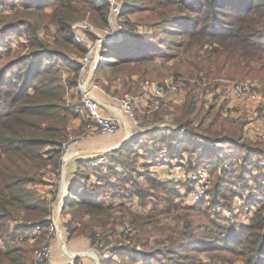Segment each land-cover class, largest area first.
Listing matches in <instances>:
<instances>
[{
  "label": "rangeland",
  "instance_id": "obj_1",
  "mask_svg": "<svg viewBox=\"0 0 264 264\" xmlns=\"http://www.w3.org/2000/svg\"><path fill=\"white\" fill-rule=\"evenodd\" d=\"M169 1L114 0V4L118 6V9L113 6L112 8L109 4L106 25H100L97 21L90 19L89 21H74L72 27L74 28L75 38L87 44L85 55L78 58L81 62V68L75 85H71L68 81L72 77L73 72L67 67L65 62L57 59L53 61L55 62L53 69L57 68L58 77L64 84V103L74 111V114L69 118L67 133L62 138V141L71 139V141L73 140L76 143L71 144L68 155L65 152L61 155L60 168L57 170L51 164H48V160L47 164L40 168L39 174L36 176L37 180L31 183L30 187L36 190L49 203V214L41 221L54 216L55 219L58 218L60 221L58 225L59 231H63V226L67 227L69 234L66 235V238L86 237L89 241L90 249H83L81 253L89 254L93 257L99 253L103 257V251L107 250L112 260L106 264L120 263L119 260L121 258L111 253L112 249L117 245L123 246L128 243L125 237L129 235L128 233H130L132 227L128 224L130 212L149 215L154 209H157L158 212L167 205L172 206V204H175L177 208H184L199 204L210 211V215L206 217L207 220L218 219L223 228L231 229L233 232L242 230L244 226L258 215L262 217L264 222V136L257 132L258 130L264 131V126L247 128L250 123L249 117H247V121L244 124V130L242 129V133L238 137L239 141H247L252 144L249 151L242 149L238 144L241 142L238 140L237 143L217 142L216 145L214 144L220 154L216 160L214 158V161L211 160L213 162L204 161L206 165L200 167L207 171L209 186L206 195L198 202H192L189 199L187 190L188 185H191L190 189L194 186V182L189 175L196 170H191L187 167L188 171L185 172L184 170L180 175L176 174L177 172L174 170L173 172L170 171L173 166L177 167L176 165H178L180 160L184 164L193 163L195 161L194 154L186 151L182 153L183 155L175 157V160H171L162 149L158 154L157 160H151L153 162L148 163L151 164L147 166L148 168L143 165L147 161V159L141 157L146 153L144 149L146 146H150L156 137L170 134L176 135L177 133L172 131L177 129L178 133L187 132L193 139H199L198 134L194 136L193 133H204V127L217 114L219 105L222 106V103L226 104L228 102L226 90L231 81L248 80L258 85L261 88L260 93L264 94V90L261 87L264 84V79L261 78L262 73L258 71L259 64L252 61L250 62L251 66L243 67L241 63L237 62V59L229 58L225 61L224 57L214 50L216 46L218 47V45L213 43L214 40H210V38L214 37L207 34L203 35L201 36L202 42L199 44L195 43L194 38L189 36L184 30H180V35L175 36V38L174 36L168 38L159 33L161 27H207L206 32H214L223 28L226 30L227 27H259L258 24H261L262 21V27H264V19H261L255 10L250 13L251 15H246L242 11V8L248 5L250 0H231V5L221 8V10L218 6L212 4V0H205L206 3L204 5L202 2L204 0H171V3ZM0 2L3 4V8L0 9V78L3 80L12 79L11 84L3 81L5 82L4 85L17 86L18 83L13 78L15 79L16 74L26 71L25 62L17 60V56H28L30 51L34 49L29 40V27H36V37L49 44V47H56L54 44L56 24L52 23V20L59 11L55 10L53 0H0ZM131 4H134L133 8H130ZM72 5L74 8H79L82 3L72 1ZM97 14H94V16L96 15L97 17ZM175 15L181 17L180 23L173 22L174 20L172 19ZM110 26L121 27V29L123 27H133L138 34L150 37L156 35L155 38L159 39L158 42L161 43V52L157 51L149 62L142 64L138 68H133V71L139 70L137 73L128 75V70L122 65H115L112 68L106 67V71H102L103 73L96 71L99 64L104 62L101 54L102 48L99 54L97 53V45L99 43L97 39L99 37L102 38L104 36L103 30ZM83 28L91 35L94 34L95 37H90L88 32L83 31ZM173 42H180L182 46L175 48L170 45L168 47V44ZM189 43L191 44L185 49L184 47ZM39 53L42 54L41 57L46 55L45 52ZM175 54L176 56L172 57ZM34 57L38 58L40 56L36 55ZM70 57L74 59L76 57L75 53H71ZM96 59H98L99 63L94 66ZM112 60L110 59L109 61ZM46 63H50V60L43 62V64ZM128 76H130V79ZM167 78L173 80L178 98L187 92V84L197 81L208 82L206 91H204L205 88L200 83L198 84L200 85V93L204 94L205 97L200 94L202 98L200 97L198 104L200 103L202 110L195 118L194 124L191 126L192 129H188L187 126H176V128L173 126L174 114L172 112L179 109L180 105L184 103L186 96L183 101L178 103L173 102L172 92H166L165 97L159 99L157 107L149 106L148 102L142 97L141 91L144 81L162 83ZM78 83L84 87L91 88L92 95L93 91L108 93L115 102L124 95L132 98L134 116L138 125H134L131 120L121 115L123 120L121 129L111 134L100 132L82 105V98L77 90ZM28 91L32 92V88H28ZM140 97L143 100H140ZM9 99L10 97L5 100L8 101ZM178 104L180 105L178 106ZM237 107L239 108L241 105ZM237 107L235 108L238 109ZM3 108L4 105L0 103V109ZM112 108L114 110L117 105L112 106ZM241 114H237L235 115L236 118L230 119L240 118L242 120ZM201 117H203L202 121H200ZM222 118L220 116V120ZM241 120H236L233 126L239 127ZM198 123H200L199 126H197ZM153 130L156 131L153 132ZM99 138L104 141H111V144L91 152L81 153L78 149L86 141L100 140ZM125 138L127 139L119 147L131 143L129 146L134 149V155L128 159L133 167L131 176L139 180L143 187L149 189L151 193L142 202L136 195L126 196L123 191H109L104 198H100V200H104L105 204L112 206L109 207L111 209L107 208L108 215L103 217L108 219L110 228L109 230H103L101 226L94 225L93 220L87 213L81 214L84 210L80 214L71 215L68 203L71 198L78 197V194L82 192V188L79 186L81 183H86L89 187L101 183V176L107 170L106 165L109 160V154L112 150L117 149H112L111 147L118 146ZM156 143L160 144V140L157 139ZM255 146L259 147L260 150L255 151L253 149ZM48 149V145L42 149L43 157L48 155ZM136 152L138 153L136 154ZM65 155L66 160H64ZM100 156H105L104 161L95 164L94 161ZM88 160L90 165L87 164ZM64 161L63 167L62 163ZM99 165L102 166V171H94L92 169V167ZM121 171L118 169V172ZM147 171H149L151 177H155V179L162 182L171 183L166 186V189L153 188L146 183ZM76 176H81L82 182L76 181L69 193V186ZM253 176H255L256 180L253 179ZM109 178L111 181H115L116 175L110 173ZM96 181H99V183ZM126 186H130V178L127 179ZM61 193L65 195L62 206L63 196L60 198ZM121 202L125 203L123 207H120ZM73 209L75 208L73 207ZM158 217L162 219L164 216L158 215ZM199 220L204 221L203 218ZM84 224L92 227L91 236L83 233L87 229V227H85V230L82 228ZM13 226L14 222L7 221L1 230H10ZM72 227L77 229L73 230L70 235ZM43 229H46V226H43L40 232ZM121 231L124 234L121 235ZM221 231L218 228L211 234L221 233ZM17 234L19 236L18 240H21V242L17 241L15 243L21 246L29 245L31 258L34 248L49 240L46 236L43 237L41 233L35 239H31L28 236L23 237L22 233L17 232ZM100 243H102L101 246ZM63 245L67 250V244ZM63 253L66 256L68 255V259L73 258V264H80L82 259H87L79 253L76 255L75 253L77 252L66 253L63 250ZM206 255V252L199 254L204 260L207 259ZM234 257L230 264H246L243 258ZM152 262L153 264H169L163 254L154 256ZM141 263L142 260H136L133 262L126 261L125 264Z\"/></svg>",
  "mask_w": 264,
  "mask_h": 264
},
{
  "label": "trees",
  "instance_id": "obj_2",
  "mask_svg": "<svg viewBox=\"0 0 264 264\" xmlns=\"http://www.w3.org/2000/svg\"><path fill=\"white\" fill-rule=\"evenodd\" d=\"M72 1L82 3V5L74 8ZM53 2L55 10L59 11L55 13L52 20V23L56 24L54 34L56 47H49V44L36 37L37 28L29 27V40L34 49L28 56H17V60L25 62L26 71L16 74L15 79L13 78L18 83L17 86L4 85L5 82L11 84L12 79L0 78V103L4 105V108L0 109V230L4 228L7 221L14 222L12 229L0 231V264H33L34 258L30 256V246L15 243L21 242L18 240L17 232L27 237V234L49 214L48 201L31 188L30 184L37 180L36 176L40 168L44 167L48 160V164H51L54 169L60 168L63 153L62 138L66 136L69 118L74 114L71 107L68 108L64 103V84L58 77L57 68L53 69L55 65L53 61L57 59L65 62L73 72L68 81L71 85H75L81 68L78 58L85 55L87 44L75 38L72 23L76 20L89 21L90 19L97 21L100 25L107 24L109 2L106 0H53ZM171 2L170 0L169 3ZM202 2L203 5L206 3L205 0ZM212 2L220 10L232 3L231 0H212ZM133 6L134 4H131L130 8ZM253 10L261 19H264V0H250V3L242 8L246 15L252 13ZM96 13H98L97 17L94 16ZM180 18L179 15H175L172 20L180 23ZM262 23L258 24L259 27H227L226 30L223 28L214 32H206L207 27H161L159 33L168 38L173 36L175 38L180 35V30H184L194 38L195 43L199 44L202 42L201 36L203 35L214 37L210 38L211 41L214 40V44L218 45L214 50L220 56L222 55L225 61L229 58L237 59L243 67H249L250 62L255 61L259 64L258 71L262 73L261 78L264 79V27ZM83 31L88 32L85 28ZM88 34L90 37L94 36L89 32ZM121 35L122 39L107 43L102 47L101 54L104 62L99 64L96 71L105 72L106 67L122 65L128 70V75L137 73L139 70L133 71V68L149 62L157 51L161 52V43L155 38L156 35L150 37L138 34L133 27H123ZM181 44L173 42L168 44V47L173 45L179 48ZM190 44L184 48L186 49ZM39 52H45L46 55L41 57L42 54ZM71 53H75L74 59L70 57ZM36 55L40 57H34ZM175 56L176 54L172 57ZM110 59L113 60L109 61ZM45 60H50V63L43 64ZM128 77L130 79V76ZM198 84V82L187 84L184 103L174 113L173 125L187 126L188 129H192L195 118L202 110L200 103L198 104L201 97ZM261 87L264 90V84ZM28 88H32V92L28 91ZM9 97L8 101L5 100ZM82 105L84 106L83 102ZM218 112L206 124L204 133H193L194 136L198 134L202 141L193 139L192 136H182L183 138L178 139V134L156 137L152 144L144 149L146 153L141 157L147 161L143 165L147 167L151 165L148 163L153 162L151 160H157L162 149L170 159L179 157L186 151L194 154L195 161L186 164L191 170L205 166L204 161H211L213 158L216 160L220 152L214 144L216 145L217 142L237 143L247 121L246 113L241 114V120L240 118L230 119L236 117L223 114L220 105ZM220 116L223 117L221 120ZM202 120L203 117L200 121ZM236 120H241L239 127L233 126ZM157 139L160 140V144L156 143ZM238 144L247 151L252 145L247 141ZM47 145L49 146L48 155L43 157L42 149ZM129 145L131 143L112 150L108 163L105 164L107 170L103 172L99 185L92 187L86 183L79 185L82 192L78 194V197L71 198L68 203L71 215L80 214L84 210L81 214L87 213L94 225L101 226L103 230H109L108 219L103 217L108 215L107 208L112 206L105 204L100 198H104L109 191H123L124 195H136L143 202L151 193L149 189L143 187L139 180L131 176L133 167L128 159L134 155V149ZM253 149L260 150L257 146ZM87 162L90 165L89 160ZM92 169L102 171V166L92 167ZM118 169L122 171L118 172ZM109 172L116 175L115 181H111ZM147 172L146 183L153 188L166 189V186L171 183L159 181L151 177L149 171ZM128 178H130L129 187L126 186ZM253 179L256 180L255 176ZM76 181L82 182L81 176L73 178L68 189L69 193ZM190 188L191 185H188L187 190L189 191ZM124 204L121 202L120 207ZM158 215L164 217L160 219ZM209 215L210 211L199 204L184 208H177L175 204L167 205L158 212L154 209L149 215L130 212L128 224L132 227L129 235L125 237L128 243L123 246L117 245L112 249L111 254L121 258L120 263L117 264L136 260H142L141 264H153L154 256L162 254L169 264H230L234 256L243 258L246 264H264V222L260 215L253 218L239 232L223 228L218 219L207 220L206 217ZM202 218L203 222L199 220ZM85 227L87 229L83 233L91 236L92 227L84 224L82 228L85 230ZM218 228L222 230L221 233L211 234ZM75 229L77 228L70 229V235ZM40 233L43 237L46 236V229ZM122 234L124 233L121 231ZM202 252H206L207 259L204 260L199 256ZM111 260L110 255L101 256V264L109 263Z\"/></svg>",
  "mask_w": 264,
  "mask_h": 264
},
{
  "label": "built area",
  "instance_id": "obj_3",
  "mask_svg": "<svg viewBox=\"0 0 264 264\" xmlns=\"http://www.w3.org/2000/svg\"><path fill=\"white\" fill-rule=\"evenodd\" d=\"M110 4V6L114 7L115 9H118V6L114 4V0H107ZM112 7V8H113ZM3 8V4L0 2V9ZM121 27H106L103 30L104 36L114 34L115 31H120ZM102 36V37H104ZM101 38L99 37L97 39V42H100ZM100 58V56H99ZM200 83L206 91V85L208 82L206 81H197ZM259 86L256 84L251 83L248 80H239V81H231L228 84L227 90H226V97H227V103H222V113L223 114H230L231 112L236 109L238 105H241V107H245L251 110V116H249V125H247V128H250L251 126L255 127H263L264 126V94L260 93V90L258 88ZM77 90L79 91L82 102L86 108V111L92 120L95 127L102 133L105 134H111L117 132L119 129H121L123 120L122 116L131 120L134 125H138L137 121L134 116V104L132 98L124 95L123 97H120L117 99V108L110 111V113L101 112L99 108V102L97 99L92 95L91 88L84 87L83 85H80L78 83ZM166 92H172V98L176 95V86L171 78L165 79L162 83L160 82H154V81H144L142 83V97L143 99L148 102L149 106L157 107L159 105V99L162 97H165ZM203 97H205L204 94H201ZM219 103V102H218ZM259 108V109H258ZM122 115V116H121ZM141 127V126H140ZM260 129V128H259ZM258 133H261L264 136L263 130H258ZM182 133H185L182 131ZM75 141L67 140L61 142V148L63 150V153H67L71 148V144ZM76 143V142H75ZM62 153V154H63ZM64 156V160L65 157ZM105 156H100L97 160L94 161L95 164L102 163L104 161ZM190 178L194 182V186L192 189L188 191V197L192 202H198L200 201L207 193V189L209 186V179L206 169L200 168L193 173H191ZM99 183V181H96ZM64 196L63 193H61L60 198ZM60 206V204H59ZM62 206V205H61ZM60 221L54 218H47L38 223L34 230L29 232L27 234L28 237H31V239H35L37 234L41 231L43 226H46V238L49 239L51 237H54L57 235V232L59 231L58 225ZM65 236L69 234V231L66 226H63L62 231ZM102 243H100V246ZM104 257L108 256V251H103ZM51 255V247L48 242H44L33 250V264H50L49 257ZM96 257V256H94ZM72 259V260H71ZM68 259V264H73V258Z\"/></svg>",
  "mask_w": 264,
  "mask_h": 264
},
{
  "label": "crops",
  "instance_id": "obj_4",
  "mask_svg": "<svg viewBox=\"0 0 264 264\" xmlns=\"http://www.w3.org/2000/svg\"><path fill=\"white\" fill-rule=\"evenodd\" d=\"M186 95V92L183 94V96L181 95L179 98L175 95L172 100L173 102H180L184 100V97ZM93 96L97 99V101L99 102V108L101 112H106V113H110V110H112V106H116L117 102H115L110 95H108V93L106 92H102V91H93ZM140 100L141 99L140 97ZM143 103V101H141ZM180 104H178L179 106ZM238 108V107H237ZM173 110V109H172ZM242 110V111H241ZM177 111V110H176ZM176 111L172 112V114H174ZM242 112H245L247 114V117L251 116V110L245 107H239L238 109H234L233 112H231L229 115L235 117V115L237 114H241ZM175 126V125H173ZM176 128V126H175ZM174 129V128H173ZM124 132L125 129L123 128ZM172 132H176L178 134V139L183 138L182 136H191L188 133H178V130L174 129ZM100 140L95 139V141L93 140H88L86 141V143L81 144V146L78 148L81 153L82 152H91L93 150H97L99 148H103L106 145H110L111 141H104L102 140V138H99ZM198 141H202L201 138L196 139ZM91 141V142H90ZM183 155V154H182ZM171 160H175V159H171ZM178 161V160H177ZM179 162V161H178ZM175 165V163H174ZM177 167L173 166L172 169H170L171 172H173V170L175 172H177L176 174H182L185 170V172L188 171L186 164L183 163L182 160H180V162L178 163V165H176ZM60 232V233H59ZM57 235H55L54 237L49 238L48 243L50 244L51 247V255H50V264H68V255L66 256L63 253V250L66 253H73V252H77L75 253L76 255L81 254L82 256H85L87 259L86 260H81L80 264H96L94 257L90 256L89 254H85V253H81L83 252V249H90L89 248V241L86 237H81V238H66L65 234L62 231H59ZM61 239L64 241V244H67L68 247V251L66 250V247L63 245V243L61 242ZM86 251V250H85ZM71 257V256H70Z\"/></svg>",
  "mask_w": 264,
  "mask_h": 264
},
{
  "label": "water",
  "instance_id": "obj_5",
  "mask_svg": "<svg viewBox=\"0 0 264 264\" xmlns=\"http://www.w3.org/2000/svg\"><path fill=\"white\" fill-rule=\"evenodd\" d=\"M83 22V21H82ZM120 38H121V32L120 31H115V33L114 34H110V35H106V36H104V37H102L101 38V40H100V42L98 43V45H97V53L99 54V52H100V49L102 48V46H104L105 44H107V43H109V42H113V41H118V40H120ZM97 63H99V61H98V59H96L95 61H94V66H96L97 65ZM127 138H125L118 146L116 145L115 147H111L112 149H114V148H118L125 140H126ZM63 164V167H64V164H65V161L62 163ZM62 173H64V171H62ZM65 196V195H64ZM64 196H63V198H62V201H61V205H62V203H63V201H64ZM61 242L64 244V241L61 239ZM67 252H69V251H67ZM76 256V255H75ZM74 256V257H75ZM94 260H95V262H96V264H101V256H100V254L99 253H97L96 254V257H94Z\"/></svg>",
  "mask_w": 264,
  "mask_h": 264
},
{
  "label": "bare ground",
  "instance_id": "obj_6",
  "mask_svg": "<svg viewBox=\"0 0 264 264\" xmlns=\"http://www.w3.org/2000/svg\"><path fill=\"white\" fill-rule=\"evenodd\" d=\"M66 160V159H65Z\"/></svg>",
  "mask_w": 264,
  "mask_h": 264
}]
</instances>
